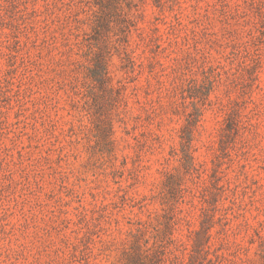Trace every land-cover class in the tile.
<instances>
[{
  "label": "rangeland",
  "instance_id": "obj_1",
  "mask_svg": "<svg viewBox=\"0 0 264 264\" xmlns=\"http://www.w3.org/2000/svg\"><path fill=\"white\" fill-rule=\"evenodd\" d=\"M0 264H264V0H0Z\"/></svg>",
  "mask_w": 264,
  "mask_h": 264
}]
</instances>
